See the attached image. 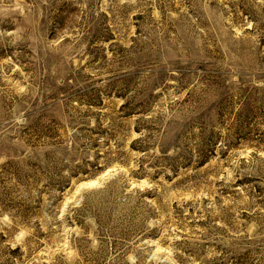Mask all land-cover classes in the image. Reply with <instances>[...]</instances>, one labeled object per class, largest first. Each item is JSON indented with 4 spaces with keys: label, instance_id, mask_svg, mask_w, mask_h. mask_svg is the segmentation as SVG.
Instances as JSON below:
<instances>
[{
    "label": "rangeland",
    "instance_id": "rangeland-1",
    "mask_svg": "<svg viewBox=\"0 0 264 264\" xmlns=\"http://www.w3.org/2000/svg\"><path fill=\"white\" fill-rule=\"evenodd\" d=\"M0 264H264V0H0Z\"/></svg>",
    "mask_w": 264,
    "mask_h": 264
}]
</instances>
